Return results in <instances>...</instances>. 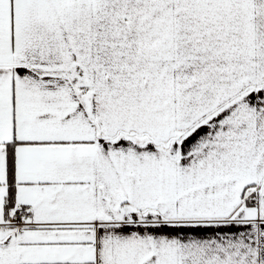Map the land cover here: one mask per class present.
<instances>
[{
	"label": "crops",
	"instance_id": "1",
	"mask_svg": "<svg viewBox=\"0 0 264 264\" xmlns=\"http://www.w3.org/2000/svg\"><path fill=\"white\" fill-rule=\"evenodd\" d=\"M0 264H264V0H0Z\"/></svg>",
	"mask_w": 264,
	"mask_h": 264
},
{
	"label": "trees",
	"instance_id": "2",
	"mask_svg": "<svg viewBox=\"0 0 264 264\" xmlns=\"http://www.w3.org/2000/svg\"><path fill=\"white\" fill-rule=\"evenodd\" d=\"M7 172H8L9 188H8V195L5 200V209L11 210L15 204V191L13 189V180H12L13 157L11 150H8ZM245 202H247V199L245 200Z\"/></svg>",
	"mask_w": 264,
	"mask_h": 264
},
{
	"label": "built area",
	"instance_id": "3",
	"mask_svg": "<svg viewBox=\"0 0 264 264\" xmlns=\"http://www.w3.org/2000/svg\"><path fill=\"white\" fill-rule=\"evenodd\" d=\"M21 218H22L21 209L14 210L11 216V220H10L11 224L19 227L21 225Z\"/></svg>",
	"mask_w": 264,
	"mask_h": 264
}]
</instances>
